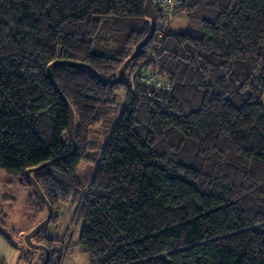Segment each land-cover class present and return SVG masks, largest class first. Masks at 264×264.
<instances>
[{
	"label": "trees",
	"instance_id": "trees-1",
	"mask_svg": "<svg viewBox=\"0 0 264 264\" xmlns=\"http://www.w3.org/2000/svg\"><path fill=\"white\" fill-rule=\"evenodd\" d=\"M146 1L0 0V169L31 185L27 169L73 150L48 74L72 62L53 75L77 150L32 172L51 221L81 202L78 244L94 264H264V0H188L173 16L198 24L186 32L156 9L119 83L76 65L116 77L150 31ZM43 232L34 241L55 264ZM0 233L16 243L1 221ZM35 253L43 262L30 248L25 259Z\"/></svg>",
	"mask_w": 264,
	"mask_h": 264
},
{
	"label": "rangeland",
	"instance_id": "rangeland-1",
	"mask_svg": "<svg viewBox=\"0 0 264 264\" xmlns=\"http://www.w3.org/2000/svg\"><path fill=\"white\" fill-rule=\"evenodd\" d=\"M197 28L183 12L176 15L171 23L174 32H186L189 28ZM120 100H124L120 95ZM95 170V163L85 161L79 165L77 180L85 191ZM83 191V192H84ZM35 192L33 185L21 184L20 176L0 169V221L8 234L13 236L15 244L5 234L0 233V264H41V255L34 254L25 259L29 247L24 236L47 216V209L37 211L35 208ZM81 205V202H80ZM78 204V208L80 206ZM46 208V207H45ZM78 208L71 203L60 205L59 218L50 221L44 227L43 235L52 241V249L56 251L54 263L57 264H94L89 254L78 244L82 220L78 218Z\"/></svg>",
	"mask_w": 264,
	"mask_h": 264
},
{
	"label": "water",
	"instance_id": "water-1",
	"mask_svg": "<svg viewBox=\"0 0 264 264\" xmlns=\"http://www.w3.org/2000/svg\"><path fill=\"white\" fill-rule=\"evenodd\" d=\"M144 14L147 16V18L150 21V31L148 33V35L136 46L135 50L133 51V53L128 57V59L123 63V65L121 66L118 74L116 77L114 78H106V77H102L93 67H91L88 64H84V63H76V65L81 66L83 68H86L87 70H89L98 80L103 81L105 83H111V84H115V83H119L123 80L124 75L129 67V65L131 64V62L139 55L140 51L144 48V46L149 42V40L153 37L155 31H156V8L154 6L153 0H147L146 4L144 6ZM59 63H66V64H71L72 62H67V61H56L54 63H52L49 66L48 69V74H49V78L51 80V82L53 83L55 89L57 90V92L60 94L63 102L65 103L67 109H68V113H69V130H70V134L71 137L73 139L74 142V148L73 150L65 155L59 156V157H55L49 161H46L36 167H32L26 170L25 175H26V179L27 182L31 185H33L36 188V191L39 193L41 199L43 200V202L45 203L46 207H47V216L41 221L39 222L31 231H29L27 234H25L24 239L26 244L28 245V247L30 249L33 250H41L44 255L45 258L43 260V262L41 264H48L49 260H50V249L41 243H37L34 241V238L39 235L41 233V231L43 230V228L45 226H47V224L51 221L52 215H53V209L51 204L49 203V201L47 200L46 196L44 195L40 185L38 184V182L35 180V178L32 175V172H37L40 171L50 165H52L53 163L63 160L67 157H69L70 155L74 154L77 150V143L75 140V125H74V111L73 108L71 106V104L69 103L68 99L66 98V96L62 93L59 85L57 84L54 75H53V67L56 64Z\"/></svg>",
	"mask_w": 264,
	"mask_h": 264
},
{
	"label": "built area",
	"instance_id": "built-area-1",
	"mask_svg": "<svg viewBox=\"0 0 264 264\" xmlns=\"http://www.w3.org/2000/svg\"><path fill=\"white\" fill-rule=\"evenodd\" d=\"M156 9H159L162 15V24L169 26L176 11L188 4V0H153ZM137 71L135 70L133 74ZM154 80V77H147L146 83Z\"/></svg>",
	"mask_w": 264,
	"mask_h": 264
},
{
	"label": "crops",
	"instance_id": "crops-1",
	"mask_svg": "<svg viewBox=\"0 0 264 264\" xmlns=\"http://www.w3.org/2000/svg\"><path fill=\"white\" fill-rule=\"evenodd\" d=\"M174 19V18H173ZM173 19H172V21H173ZM172 21H171V23H172ZM170 28H171V24H170Z\"/></svg>",
	"mask_w": 264,
	"mask_h": 264
}]
</instances>
